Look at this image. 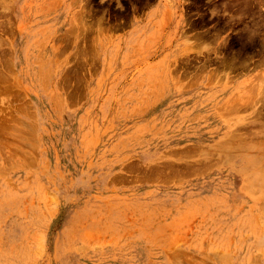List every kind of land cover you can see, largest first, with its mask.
<instances>
[{
  "label": "rangeland",
  "instance_id": "1",
  "mask_svg": "<svg viewBox=\"0 0 264 264\" xmlns=\"http://www.w3.org/2000/svg\"><path fill=\"white\" fill-rule=\"evenodd\" d=\"M0 264H264V0H0Z\"/></svg>",
  "mask_w": 264,
  "mask_h": 264
}]
</instances>
